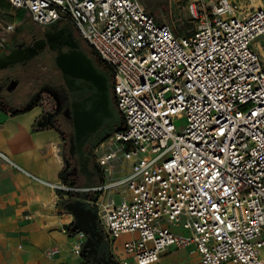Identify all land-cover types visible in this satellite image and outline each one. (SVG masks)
<instances>
[{"label": "built area", "instance_id": "1", "mask_svg": "<svg viewBox=\"0 0 264 264\" xmlns=\"http://www.w3.org/2000/svg\"><path fill=\"white\" fill-rule=\"evenodd\" d=\"M4 1L39 26L70 24L110 71L123 126L97 145L116 147L97 157L108 177L48 185L56 203L96 208L110 243L129 235L116 264L191 244L201 264H264L263 0H175L193 23L185 35L140 0ZM73 237L79 252L85 234Z\"/></svg>", "mask_w": 264, "mask_h": 264}, {"label": "crops", "instance_id": "2", "mask_svg": "<svg viewBox=\"0 0 264 264\" xmlns=\"http://www.w3.org/2000/svg\"><path fill=\"white\" fill-rule=\"evenodd\" d=\"M41 113L38 106L20 112L0 108V152L16 165L0 160V264H94L73 250V217L61 202L56 203L48 183L70 179L78 186H90L100 180L77 181L63 172L61 134L39 122ZM103 236L116 264L125 256L126 239L110 243ZM53 249L59 252L50 255ZM173 250L163 252L153 264H171L163 262ZM196 255L198 260L184 264H201L197 251Z\"/></svg>", "mask_w": 264, "mask_h": 264}, {"label": "flooded vegetation", "instance_id": "3", "mask_svg": "<svg viewBox=\"0 0 264 264\" xmlns=\"http://www.w3.org/2000/svg\"><path fill=\"white\" fill-rule=\"evenodd\" d=\"M27 18L13 27L6 37H0V52L31 48L38 41H42L43 45L28 59L0 69V108L20 112L42 104L39 122L60 131L62 147L66 149L64 159L67 163L63 172L71 174L77 181H99L103 179V170L97 162L96 141L119 128L122 118L113 108L114 117L104 120L83 143L81 153L75 146L71 155L72 105L91 95L92 89L89 88L90 83L82 79L76 80L69 89L55 64V58L59 54L81 51L92 60L99 72L110 77L112 84L111 74L96 61L89 44L70 24L57 22L41 27ZM111 102L113 106L112 99ZM73 142L76 143L74 139ZM102 254L109 255L105 240L98 247V256ZM89 259H92V254Z\"/></svg>", "mask_w": 264, "mask_h": 264}, {"label": "water", "instance_id": "4", "mask_svg": "<svg viewBox=\"0 0 264 264\" xmlns=\"http://www.w3.org/2000/svg\"><path fill=\"white\" fill-rule=\"evenodd\" d=\"M147 9L162 5L167 0H140ZM264 3V0H263ZM44 27V26H41ZM50 41V39H48ZM43 45L38 41L33 47L21 50L0 52V69L17 61L28 59L37 52ZM56 66L61 70L63 79L69 89L74 82L82 79L90 83L91 95L72 105V136L70 153L73 155L75 146L81 153V147L107 118L114 117V110L111 102V80L106 74L99 72L93 65L92 60L81 51L59 54L55 58ZM58 131V130H57ZM60 133V131H58ZM73 139L76 143L73 142ZM67 163V162H66ZM101 172V170H100ZM103 179L100 180L102 182ZM62 209L67 210L73 217V226L76 232L85 234V241L81 246L80 254L87 259L92 254L91 261L94 264H115V260L109 255H99V244L104 240L102 231L99 228V221L96 208L88 205L80 198L73 200H62ZM86 251V253H85Z\"/></svg>", "mask_w": 264, "mask_h": 264}, {"label": "rangeland", "instance_id": "5", "mask_svg": "<svg viewBox=\"0 0 264 264\" xmlns=\"http://www.w3.org/2000/svg\"><path fill=\"white\" fill-rule=\"evenodd\" d=\"M149 11L155 16V19L162 20L165 24H168L176 34L185 35L189 34L193 29V23L190 21L188 14L184 8V4L182 2H177L175 0H167L165 4L157 5L154 8H150ZM27 18L26 13L24 11H16L13 10L7 3L4 1H0V37H6V35L11 31V29L18 24H20L23 20ZM29 19V18H27ZM112 99V95H111ZM41 110L43 109V105H37ZM175 124L180 127L185 124L184 116H181L179 119H176ZM118 129V128H117ZM115 129L114 131H116ZM113 131V132H114ZM111 132L106 138L112 135ZM102 140V141H103ZM101 142V141H100ZM111 149H116L115 145L110 147L107 143L99 146L98 150L95 151L96 157H98L103 151H110ZM63 154L66 153L62 148ZM119 160H120V152L116 151L115 153V161L113 163V173H118L119 170ZM109 174L107 172H103V180L108 177ZM123 195L121 192H116L113 195V199L115 203H119L121 201V196ZM129 238L127 235L123 234L119 237L118 243L120 244L122 240ZM174 249V248H173ZM171 248V250H173ZM170 250V249H169ZM171 254L167 255L164 259L163 263H171V264H184L187 261H196L198 260V256L196 255L195 245L191 244L184 248L183 250L171 251Z\"/></svg>", "mask_w": 264, "mask_h": 264}, {"label": "trees", "instance_id": "6", "mask_svg": "<svg viewBox=\"0 0 264 264\" xmlns=\"http://www.w3.org/2000/svg\"><path fill=\"white\" fill-rule=\"evenodd\" d=\"M156 21L158 22V23H164V22H162V20L160 21V20H157L156 19ZM90 47V49H91V52H92V55L94 56V58L96 59V61L106 70V71H108V72H110L109 71V69H108V67H107V65L99 58V56L96 54V52H95V50L91 47V46H89ZM112 100H113V98H112ZM114 109H115V111L121 116V114L119 113V111H118V109H117V107H116V105H115V102H114V100H113V106H112ZM121 118H122V116H121ZM122 121H121V125H120V127H122L123 126V118L121 119ZM119 127V128H120ZM118 128V129H119ZM114 131V130H113ZM113 131H111V132H113ZM110 132V133H111ZM110 133H108L107 135H105L104 137H102L101 139H99V140H97L96 141V144H98L100 141H102L104 138H106Z\"/></svg>", "mask_w": 264, "mask_h": 264}]
</instances>
